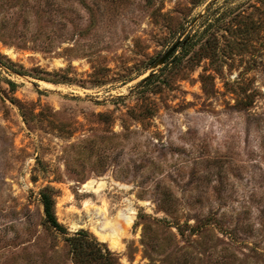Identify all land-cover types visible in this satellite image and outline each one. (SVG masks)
Masks as SVG:
<instances>
[{
    "label": "rangeland",
    "instance_id": "1",
    "mask_svg": "<svg viewBox=\"0 0 264 264\" xmlns=\"http://www.w3.org/2000/svg\"><path fill=\"white\" fill-rule=\"evenodd\" d=\"M78 231L264 264V0H0V264H77Z\"/></svg>",
    "mask_w": 264,
    "mask_h": 264
},
{
    "label": "trees",
    "instance_id": "2",
    "mask_svg": "<svg viewBox=\"0 0 264 264\" xmlns=\"http://www.w3.org/2000/svg\"><path fill=\"white\" fill-rule=\"evenodd\" d=\"M146 80V79H144ZM9 84L15 88L16 84L9 81ZM247 98H250L248 96ZM42 204L46 216V222L60 230L61 225L55 214V204L53 197L48 192H43ZM72 251L75 255L77 264H113L111 261L112 253L105 247L104 243H100L95 238L88 235L86 231H78L73 237L68 239Z\"/></svg>",
    "mask_w": 264,
    "mask_h": 264
},
{
    "label": "water",
    "instance_id": "3",
    "mask_svg": "<svg viewBox=\"0 0 264 264\" xmlns=\"http://www.w3.org/2000/svg\"><path fill=\"white\" fill-rule=\"evenodd\" d=\"M180 42H177L173 45L165 54L164 56L157 62L156 65H164L166 61L176 52L177 48L179 47ZM155 65V66H156Z\"/></svg>",
    "mask_w": 264,
    "mask_h": 264
},
{
    "label": "bare ground",
    "instance_id": "4",
    "mask_svg": "<svg viewBox=\"0 0 264 264\" xmlns=\"http://www.w3.org/2000/svg\"><path fill=\"white\" fill-rule=\"evenodd\" d=\"M105 235V234H104Z\"/></svg>",
    "mask_w": 264,
    "mask_h": 264
}]
</instances>
